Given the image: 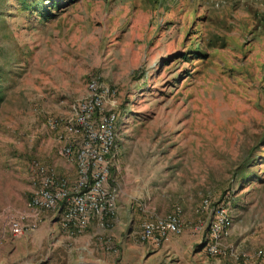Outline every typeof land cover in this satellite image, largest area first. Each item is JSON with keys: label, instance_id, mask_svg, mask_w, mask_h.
<instances>
[{"label": "rangeland", "instance_id": "374dc122", "mask_svg": "<svg viewBox=\"0 0 264 264\" xmlns=\"http://www.w3.org/2000/svg\"><path fill=\"white\" fill-rule=\"evenodd\" d=\"M92 81L115 92L113 217L71 232L47 213L39 237L13 239L35 165L74 179L58 152L81 140L67 127ZM222 197L227 250L208 257L202 247L195 264H264L254 255H264V0H0V226L17 246L10 264H171L138 241L140 225L179 208L204 228L198 204Z\"/></svg>", "mask_w": 264, "mask_h": 264}, {"label": "built area", "instance_id": "2783aa9c", "mask_svg": "<svg viewBox=\"0 0 264 264\" xmlns=\"http://www.w3.org/2000/svg\"><path fill=\"white\" fill-rule=\"evenodd\" d=\"M87 96L77 109L74 123L67 132L80 134V146L73 156L72 144L63 145L58 156L72 161L75 175L72 181L57 177L43 166L35 165L38 177L36 186L27 202L26 210L20 213L8 226L13 239L24 237L33 232L43 214L56 212L58 203L64 202L59 226L65 231L79 232L94 221L100 228H106L113 217L115 195L108 186L109 163L107 156L114 140V112L116 109L115 92L97 81L89 83ZM105 109V110H103ZM95 111L98 119L93 121ZM48 126H53L48 123ZM197 215L207 217L206 242L204 252L208 257H219L227 250L231 221L227 206L210 207L208 200H202L196 210ZM179 208L164 217H153L140 225L138 241L152 249H159L171 237L180 236L186 228ZM192 232L200 233L202 225L197 222L191 226ZM255 257L264 255L258 251Z\"/></svg>", "mask_w": 264, "mask_h": 264}, {"label": "crops", "instance_id": "0c3cea01", "mask_svg": "<svg viewBox=\"0 0 264 264\" xmlns=\"http://www.w3.org/2000/svg\"><path fill=\"white\" fill-rule=\"evenodd\" d=\"M44 226L45 222L43 221L38 230L30 232L28 237H39L37 233L43 230ZM206 227L202 228L200 233H194L192 232L191 226L188 225V228H186L180 236L171 237L169 241L163 244L159 249L153 250L151 256L155 257L156 260L162 257L166 262L171 264H195V257L203 252L200 246L204 244L206 240ZM10 240L11 239L3 229V225H1L0 264H10V258L16 255L17 246L14 244V241L11 243ZM32 245L33 243H31V246Z\"/></svg>", "mask_w": 264, "mask_h": 264}, {"label": "trees", "instance_id": "16d2710c", "mask_svg": "<svg viewBox=\"0 0 264 264\" xmlns=\"http://www.w3.org/2000/svg\"><path fill=\"white\" fill-rule=\"evenodd\" d=\"M47 1H51V0H47ZM98 116H99V113L95 111V114H94V117H93V121H96L98 119ZM118 121V117L116 116L115 112H114V135H115V129H116V125H117V122ZM114 143H115V138L113 140V144H112V147L110 148L109 150V154L108 156L106 157L107 160L109 161L110 159V156H111V153H112V149H113V146H114ZM79 146H80V142L77 141L75 145L72 146V152H73V156L76 154V152L78 151L79 149ZM110 171V168L108 170V172ZM109 174V173H108ZM245 178L246 176L242 175L238 178V182L240 184H244L245 183ZM228 197H222L218 202L214 203V204H210V207L213 208V207H217L219 205L221 206H224V205H228ZM63 207H64V202H60L58 203L57 205V208H56V213L57 215L60 216V214L62 213V210H63ZM227 209H228V206H227ZM206 235H207V232H206ZM206 240L204 241V244H205ZM204 244H202L200 247H204Z\"/></svg>", "mask_w": 264, "mask_h": 264}, {"label": "water", "instance_id": "95a60500", "mask_svg": "<svg viewBox=\"0 0 264 264\" xmlns=\"http://www.w3.org/2000/svg\"><path fill=\"white\" fill-rule=\"evenodd\" d=\"M82 264H93V263H82Z\"/></svg>", "mask_w": 264, "mask_h": 264}]
</instances>
